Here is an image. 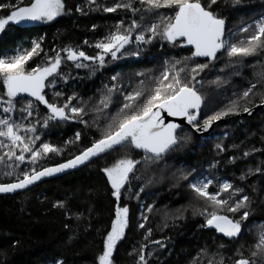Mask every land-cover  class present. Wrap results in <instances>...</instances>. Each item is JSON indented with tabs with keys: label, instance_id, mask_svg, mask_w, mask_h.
Returning <instances> with one entry per match:
<instances>
[{
	"label": "trees",
	"instance_id": "trees-1",
	"mask_svg": "<svg viewBox=\"0 0 264 264\" xmlns=\"http://www.w3.org/2000/svg\"><path fill=\"white\" fill-rule=\"evenodd\" d=\"M28 2L24 0L25 4ZM63 2L64 12L52 21L27 26L9 23L0 30V56L13 53L20 45L31 49L33 40L40 43L42 51L28 62V68L40 64L46 54L54 56L65 46L94 56L98 51L95 44L108 36L119 21H123L125 27L133 19L147 25L155 21L157 15L144 10L138 13L103 10L120 0ZM201 2L207 5V0ZM0 4H16V0H0ZM133 6L142 8L139 0H133ZM11 10L0 8V17L10 14ZM211 10L225 20L226 33L236 42L252 34L254 22L264 16V0H217ZM159 14L170 15L171 12L162 8ZM242 28L248 31L241 32ZM192 50L191 46L180 42L171 44L155 38L150 43L138 44L133 38L122 54L118 53V59L106 56L104 67L97 66L94 73L90 68H77L69 61L62 63L55 86L45 89L46 99L62 105L75 93L72 104L83 106V114L78 119L50 121L44 126L47 109L34 102L36 111L24 123L37 128L35 135L41 139L36 146L47 142L62 151L44 156L35 165L25 160L18 169H12L11 176L5 175L9 171L6 165L14 161L0 162V183L14 182L28 169L40 170L64 162L91 146L120 107L121 96L114 93V102L108 109L102 113L93 110L101 95L106 94V88L116 83L121 92L131 91L140 79L158 76L164 70L165 61L171 63L189 57ZM61 55L65 54L61 52ZM197 63L210 64L196 76V81L188 80L205 97L201 115L197 116L200 123L241 96L252 84H256L254 92L264 94V51L243 58L239 63L230 61L223 51L211 63L204 57H193L188 62L189 67ZM138 73L143 75L138 76ZM113 76H117L116 81H112ZM217 77L220 81L212 83ZM55 92L63 95L57 98ZM3 94L0 84V96ZM30 99L33 98L27 94L20 95L15 99V111L8 115L15 120L27 116L20 109ZM249 99L251 103L246 105L249 108L260 103L259 95H250ZM3 114L0 107V116ZM81 121H87V125ZM76 133L80 134L79 140ZM21 134H25L23 130ZM177 135L188 139L181 140L158 160L145 162L144 152L130 146L116 148L75 172L41 182L15 195H0V264H56V261L98 264L117 205L102 169L123 155L140 163L130 173L118 202L121 207L129 208V226L113 250V264H138L141 247L144 248V264H219L221 260L223 264H233L241 255L250 257L259 233L264 231V109L252 116L227 120L205 135L198 136L185 126ZM66 141L73 143L66 145ZM6 151L0 149V154ZM245 152L249 155L245 156ZM16 153L19 154V149ZM257 167L261 168L260 172L255 171ZM249 169L253 170L251 174H248ZM204 175L214 180L210 192L217 191L216 181L225 179L243 189L242 194L249 197V216L242 223V232L237 238L225 237L214 228L204 226L205 217L200 214L204 204L189 188L193 178ZM184 176L187 179L182 178ZM57 201H63L64 207L54 206ZM241 214L237 213L234 218L239 219ZM140 224L144 227H139ZM261 259L257 256L256 264H261Z\"/></svg>",
	"mask_w": 264,
	"mask_h": 264
},
{
	"label": "snow or ice",
	"instance_id": "snow-or-ice-1",
	"mask_svg": "<svg viewBox=\"0 0 264 264\" xmlns=\"http://www.w3.org/2000/svg\"><path fill=\"white\" fill-rule=\"evenodd\" d=\"M90 2L94 3L95 0ZM216 2L217 0H207L205 5L201 0H139L142 8H135L133 0H120L114 6L105 7L103 10L116 12L118 9H123L131 10L133 13L144 10L148 13H157L155 21L145 25L133 19L127 27L124 26L123 21H119L108 36L95 44L98 51L94 56H89L72 46H65L60 51H56L54 56L46 54L40 64L28 68V62L42 51L40 43L36 40L31 42V49H17L12 56H0V84L4 90L3 96H0V107L3 108L4 113L0 116V149H7L0 154V162L14 161L6 165L9 171L5 175L11 176L12 169H18L25 160L35 165L44 156L62 151L61 148L47 142L36 146L37 141L41 139L40 136L35 135L37 128L31 123H24V120L36 111L34 102L44 105L47 109V115L43 120L44 126H47L50 121L78 119L84 112L83 106L72 104L75 93L73 96H68L62 105L46 99L45 89L55 86L56 77L60 76L58 70L62 63L69 61L77 68H90L94 73L97 66L104 67L106 56L110 55L113 59H118V53L122 54V50L132 42L133 38L138 44L150 43L153 39L159 38L171 44L180 42L193 49L189 57H183L171 63L165 61L164 70L158 76H150L147 80L140 79L131 91L121 92L116 83L106 88V94L101 95L93 109L96 113L104 112L109 105L113 104L114 93H119L121 100L120 107L112 114L99 139H95L91 146L83 148L79 154L64 163L43 167L40 170L28 169L17 176L14 182L0 183V193L25 189L44 176L81 165L90 161L92 157L115 151L116 148L130 146L132 149L144 152L145 162L158 160L181 140L188 139L187 136H178L177 132L181 125L172 120L165 122L162 113H167L169 117H183L193 129L200 132L209 129L214 121L222 117L241 110L245 113L249 112L250 108L246 105L251 103L250 95L252 97L259 95L260 103L264 105V94L254 92L256 84H252L242 92L241 96L232 99L227 106L208 115L202 123L197 119L205 97L194 84L190 85L188 80L196 81V76L208 69L210 64L197 63L189 67L188 62L193 57H204L211 63L217 59L218 53L223 51L230 61L239 63L243 58L264 51V16L254 22L252 34L233 42L231 35L226 33L225 20L211 10ZM0 8L13 9L10 14L0 17V30H3L9 23L27 26L34 22L52 21L64 12L65 5L63 0H29L26 4L24 0H16V4H0ZM162 8L170 10L171 14H159ZM143 19L144 17L141 16V21ZM240 31L247 32L248 29L242 28ZM40 39L43 40V37ZM61 52L65 55L62 56ZM178 65L182 66L177 67ZM63 78L67 79V77ZM111 79L116 81L117 76ZM219 81L220 77H217L212 83ZM20 94H27L33 99L28 100L20 109L21 113H26L27 116L22 115L20 120H15L8 114L15 111V99ZM54 95L59 98L63 93L55 92ZM81 122L87 125V121ZM21 130L25 133L24 135L21 134ZM79 139L80 134L76 133V140ZM5 140L8 143H5ZM71 143L73 142H65L66 145ZM217 148L222 150L220 145H217ZM16 149H19L18 155ZM244 155L247 156L249 153L245 152ZM139 163L140 161L123 155L110 166L102 169L111 186V195L117 200V205L115 218L111 220V228L103 240V252L98 256V264H112L113 250L129 226V208L127 205L121 207L118 202L123 187L129 182L130 173L134 172ZM252 171L249 169L248 174ZM255 171L260 172L261 168L257 167ZM182 178L187 179L186 176ZM243 178L242 174L241 179ZM213 183L214 180L211 178H193L189 184L195 197L204 204L200 212L205 217L204 226L214 228L225 237L237 238L242 232V223L249 216L247 211L249 197L242 194L243 189L235 187L228 180L216 181L217 191L210 192L209 188ZM54 206L64 207V202L57 201ZM148 210H152L151 205L148 206ZM237 213H242L239 219L234 218ZM143 219L146 220L147 217ZM139 227L143 228L144 225L140 224ZM148 232L150 233L151 229ZM254 249L250 257L241 255L233 264H256L257 256L262 258L261 264H264V231L259 233ZM144 261V248L141 247L138 264H144ZM56 264H62V261H56ZM219 264H223L222 260Z\"/></svg>",
	"mask_w": 264,
	"mask_h": 264
},
{
	"label": "water",
	"instance_id": "water-1",
	"mask_svg": "<svg viewBox=\"0 0 264 264\" xmlns=\"http://www.w3.org/2000/svg\"><path fill=\"white\" fill-rule=\"evenodd\" d=\"M203 107H204V104L202 105V107H201V109H200V111H199V113H198L197 116H200V115H201V112H202V110H203ZM263 109H264V105H262L261 103L256 104V105H254L253 107L250 108V111H249V112H247V113H245V112H241V113H238V114L232 115L231 117L221 118V119L218 120V121H214L213 124H212V126H211L209 129L204 130V131H200V132H197L195 129H193V128L191 127V125H189V124L187 123V120H186L185 118H183V117H169V116L167 115V113H162V115L164 116L165 122H167L168 120H172L173 122L178 123L179 125H181V127H183V126L188 127V128H190V129H191L196 135L201 136V135H205V134L211 133V132H212V131H213V130L219 125V124L224 123V122L227 121V120L244 118V117H246V116H252V115L258 113L259 111H262ZM181 127H180V128H181ZM140 151H142V150H140ZM101 155H103V154H99V155L96 156V157H92V158H90V161H86V162H84L83 164H81V165H77V166H75V167H73V168L64 169V170H62L61 172L54 173V174L49 175V176H44V177H42L39 181H35L32 185L27 186L25 189H18V190H14L13 192H9V193H0V195H15V194H17V193H21V192H24V191L29 190V189L33 188L34 186L38 185V184L41 183V182H44V181H47V180H51V179H55V178H59V177L64 176V175H66V174H68V173L75 172L76 170H79V169L85 167L86 165H88V164L91 163L94 159L100 157ZM70 159H71V158H70ZM66 161H67V160H66ZM64 162H65V161H64ZM64 162H61V163H64ZM59 164H60V163H59ZM55 165H57V164H55ZM55 165H52V166H55ZM48 167H51V166H48ZM9 183H12V182H9ZM219 234H221V233H219Z\"/></svg>",
	"mask_w": 264,
	"mask_h": 264
},
{
	"label": "rangeland",
	"instance_id": "rangeland-1",
	"mask_svg": "<svg viewBox=\"0 0 264 264\" xmlns=\"http://www.w3.org/2000/svg\"><path fill=\"white\" fill-rule=\"evenodd\" d=\"M57 17H58V16H57ZM47 22H49V21H47ZM36 23H44V22H34V23H31V24H36ZM29 25H30V24H29ZM17 49L24 50V49H27V48L24 47V46H22V45H20V46H18V47L15 49V51H14L13 53L6 54V55H4V56H12V55H14ZM20 95H22V94H20ZM203 178H211V177H210V176H207V175H204V176H202V177H199V179H203ZM211 179H212V178H211ZM224 180H225V179H224ZM222 181H223V180H222ZM118 243H120V241H118ZM111 260H112V259H111ZM112 264H113V261H112Z\"/></svg>",
	"mask_w": 264,
	"mask_h": 264
}]
</instances>
